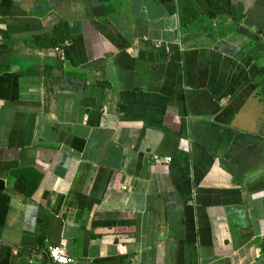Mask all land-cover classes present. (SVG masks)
<instances>
[{
    "label": "crops",
    "instance_id": "obj_1",
    "mask_svg": "<svg viewBox=\"0 0 264 264\" xmlns=\"http://www.w3.org/2000/svg\"><path fill=\"white\" fill-rule=\"evenodd\" d=\"M50 245L264 264V0H0V264Z\"/></svg>",
    "mask_w": 264,
    "mask_h": 264
},
{
    "label": "built area",
    "instance_id": "obj_2",
    "mask_svg": "<svg viewBox=\"0 0 264 264\" xmlns=\"http://www.w3.org/2000/svg\"><path fill=\"white\" fill-rule=\"evenodd\" d=\"M155 159H158V157H155ZM166 161H170V158H167ZM47 256L51 264H74V260L67 254L66 247L64 245L48 246Z\"/></svg>",
    "mask_w": 264,
    "mask_h": 264
}]
</instances>
